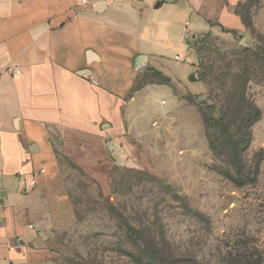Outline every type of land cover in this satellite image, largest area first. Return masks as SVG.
<instances>
[{"label": "rangeland", "instance_id": "rangeland-1", "mask_svg": "<svg viewBox=\"0 0 264 264\" xmlns=\"http://www.w3.org/2000/svg\"><path fill=\"white\" fill-rule=\"evenodd\" d=\"M238 11L245 32L220 30L205 40L198 35L205 25L191 11L163 36L154 51L164 60L143 67L126 98L132 104L136 89L148 87L131 106L128 164L99 183L58 154L69 211L49 237L51 264H264V160L257 168L264 156V0H247ZM188 40L208 43L207 61L224 56L230 76L249 80L246 104L223 103L215 84L208 90L198 81ZM251 106L261 117L245 126ZM246 132L251 137L240 144Z\"/></svg>", "mask_w": 264, "mask_h": 264}, {"label": "crops", "instance_id": "crops-1", "mask_svg": "<svg viewBox=\"0 0 264 264\" xmlns=\"http://www.w3.org/2000/svg\"><path fill=\"white\" fill-rule=\"evenodd\" d=\"M246 1H0V264H51L69 211L58 154L99 183L128 164L131 106L148 87L126 98L164 60L163 36L191 11L198 35L245 32Z\"/></svg>", "mask_w": 264, "mask_h": 264}, {"label": "trees", "instance_id": "trees-1", "mask_svg": "<svg viewBox=\"0 0 264 264\" xmlns=\"http://www.w3.org/2000/svg\"><path fill=\"white\" fill-rule=\"evenodd\" d=\"M221 29L222 31L225 30L223 27H221ZM232 33L236 34L237 32L233 31ZM211 34L212 33L210 32L205 33L203 35V38L205 40H209L210 37L212 36ZM202 44L204 43L200 41L197 42L194 41L192 43L191 41L188 40L187 42V45L189 47L192 46L197 53L198 64L195 65V68L197 69V72L199 74L198 81L203 85H205L208 90L212 89L211 86L215 84L214 90H219L220 92H222L227 96V98L223 100V103L230 101L236 102V100H238V101H242L243 104H246L245 90L249 80L247 78L245 79L237 76L238 74H234L230 76L229 73L232 70V64L231 62H225L226 59L224 56L220 55L219 60H217V62L210 63V61H207L209 59H207V56L203 54L209 52L208 43L204 45ZM241 62L242 60H238L236 61V64L237 63L239 64ZM235 68L239 69V66H236ZM239 89H240V94L238 93ZM215 97H217V95H215ZM249 111H250L249 112L250 115L249 114L244 115L243 116L244 118L241 120V122L244 123L245 126H251V124L259 120V118L261 117V112L256 107L251 106ZM250 137H251L250 133L246 132L243 137V139L246 138V140L239 139V141H241L240 144H247L248 143L247 139L248 138L250 139ZM263 160H264V156L260 154L257 163V168ZM234 182L238 185H245L247 181L236 179ZM249 182H254V179H252Z\"/></svg>", "mask_w": 264, "mask_h": 264}, {"label": "built area", "instance_id": "built-area-1", "mask_svg": "<svg viewBox=\"0 0 264 264\" xmlns=\"http://www.w3.org/2000/svg\"><path fill=\"white\" fill-rule=\"evenodd\" d=\"M1 1V0H0ZM175 60L176 61H180V60H182L181 58H180V56L178 55V56H176L175 57ZM43 172V171H42ZM41 172V173H42ZM36 185V180H35V178H33L32 180H30V181H27V182H24L23 183V186H22V188H23V191H26L29 187H34ZM32 228V227H31Z\"/></svg>", "mask_w": 264, "mask_h": 264}, {"label": "water", "instance_id": "water-1", "mask_svg": "<svg viewBox=\"0 0 264 264\" xmlns=\"http://www.w3.org/2000/svg\"><path fill=\"white\" fill-rule=\"evenodd\" d=\"M192 80L194 79V77L191 78Z\"/></svg>", "mask_w": 264, "mask_h": 264}]
</instances>
